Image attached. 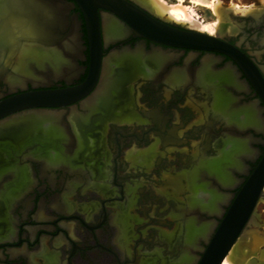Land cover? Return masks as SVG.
Instances as JSON below:
<instances>
[{
    "label": "flooded vegetation",
    "instance_id": "af4514ba",
    "mask_svg": "<svg viewBox=\"0 0 264 264\" xmlns=\"http://www.w3.org/2000/svg\"><path fill=\"white\" fill-rule=\"evenodd\" d=\"M58 2L70 24L76 25L73 16L79 22L80 53L74 55L76 46L63 48L67 65L46 80L26 79L10 88L0 79V100L21 92L74 87L86 79L89 48L82 14L73 0ZM37 3L54 5L50 0ZM140 8L177 31L186 29ZM259 12L258 18L253 12H229L240 21L238 29L214 35L225 43L223 50L205 51L141 37L119 17L99 10L102 62L91 92L64 109L22 110L0 119V264H142L136 252L139 243L150 250L145 260L155 250L167 260L194 250L190 256L196 264L264 157V88L256 78L264 83V12ZM105 19L114 21L121 33L106 39ZM135 51L138 63L113 60L114 54ZM153 53L164 58L155 61ZM108 59L110 68L103 73ZM205 62L209 70L202 84L195 74ZM222 71L230 72L235 85ZM113 78L118 87L108 89ZM99 85L109 90V98L94 96ZM210 89L225 97L228 117L217 115L222 102ZM92 96L94 107L87 110L83 102ZM247 106L255 110L259 128L243 123L245 115L237 110ZM40 112L59 119L32 123L28 116ZM72 114L79 117L77 122ZM242 141L250 152L237 156V167L226 165L234 143ZM199 159L207 167L197 166ZM223 167L229 179L221 183L213 171ZM191 171L195 176L189 183ZM139 178L154 188L145 191ZM263 196L264 182L238 237ZM146 203L155 204L151 214ZM136 211L146 220L129 213ZM132 221L137 232L146 225L150 239H133ZM188 221L193 224L190 235H198L190 248L184 238ZM165 225L170 229L161 230ZM118 227L124 230L121 236ZM202 228L203 236L198 234ZM122 241L131 257L122 253ZM258 254L264 258V246ZM256 260L251 257L247 264Z\"/></svg>",
    "mask_w": 264,
    "mask_h": 264
},
{
    "label": "bare ground",
    "instance_id": "6f19581e",
    "mask_svg": "<svg viewBox=\"0 0 264 264\" xmlns=\"http://www.w3.org/2000/svg\"><path fill=\"white\" fill-rule=\"evenodd\" d=\"M40 1L41 0H0V79L3 80L6 84H9L8 86L10 88L22 85L23 81L26 79L27 80L31 78L33 80L36 78L45 79L46 76L52 77L53 75H58V73L62 71L63 65L65 63H68L67 59L65 58L66 55L63 56L62 54L64 53L63 48L66 49L67 46L71 44L72 46H76V51L74 52V55L78 51L77 37L74 36L71 38V40L68 39V36H70V33L72 31L73 24H70L68 22L66 11L61 7L60 5L61 3H59L58 0H50V2L54 4L53 6H50L48 4H44L41 6L37 3ZM42 1L45 2L46 0H42ZM133 1H136L137 3H139V5L141 4V6L150 9V11L152 10L154 13H156L159 16L166 15L167 19L178 23L185 22L186 20L190 19L186 6L183 5L182 0L172 4H167L164 0H133ZM261 2H262L261 7H263L264 9V0H262ZM208 6L210 7L212 13L215 14L216 21L206 26L199 25L197 30L213 36L214 33H216L214 35H217V33H222L224 29H226V25L228 23L225 26L220 23V18H221L220 13L222 12V10H220L221 6L219 0H212V2L208 4ZM229 8L232 9V11L234 10V12L235 11L238 12L240 10V7L233 3L232 5L230 4ZM253 10L256 9L252 6H249L246 9H244V11L247 12L248 11L253 12ZM25 11H26V15H25ZM44 15L45 17L49 18V20L46 19L47 21L41 24V22H43L42 16ZM27 17L28 19H30L29 21ZM23 20H26L25 27L22 25ZM52 21H53V25L55 26L53 29H51V31L48 32V30L52 27L50 26L49 28L48 25H51ZM103 27H104V33L106 39L115 37L121 33L120 27L112 20L105 19L103 23ZM54 39L56 40L54 41ZM73 39L75 41L71 42ZM58 43H61V45L63 46L62 49L56 47ZM150 57L158 62L164 58L162 55L156 53L151 54ZM123 58L130 59L132 63H138L140 56H139V52L137 51L133 53L122 52L117 55L114 54L113 56L114 61ZM110 63L111 61L109 59L104 61L103 73L107 71V68L109 67ZM208 70H209L208 65H206L205 62V64L196 72L195 74L196 80L204 84L205 83L204 79L208 77ZM221 73H222L221 75H223L229 82H232V84L235 85L233 77L230 74V72L222 71ZM107 85H108V89H110L111 87H116L118 85V82L117 80L114 79L110 81ZM98 87L99 88L95 90L94 96L96 95L95 97L97 96L104 97L105 95V97L109 98L108 97L109 90H106L105 89L106 87L104 88L101 85H99ZM210 90H212L211 95L213 97H217V98L219 97V99H221L222 102L221 104L222 107H218V109L216 110L217 115L225 118L228 117V113L227 111L225 112V108L223 106L225 103V97H223L221 93H219L216 90L213 89ZM94 96L83 102V107H85L87 110L93 109L94 103L96 101ZM237 111L244 113L245 118L243 123L249 124L257 128L260 127L259 120L255 116L256 112L251 106L243 107ZM73 116H72L73 121L77 122L79 117L76 115ZM28 117L29 119L32 120L31 122L34 124L39 122H45L46 120L57 122V120L59 119L58 115L56 114H49L43 112L32 113ZM249 152L250 151L247 148V144L244 141L234 143L231 155L229 153L231 159L228 161L226 165L237 167L238 166V162L236 160L237 156L239 154H248ZM196 165L207 167V164L203 159H199L196 162ZM225 167L213 171L214 176L218 182L221 183L227 182L229 179L228 172ZM194 176H195V171L193 172L191 171L187 176V179L189 178L190 180H192ZM188 182L190 183L191 181ZM186 224H187L186 234L184 238L186 241L187 248L188 247L190 248L191 246H194L195 238L198 235L194 234L193 236H191L189 232L193 224L191 225L190 221H188V223ZM205 230L206 229L202 228L201 233L198 234L203 236ZM122 232H124V230L122 229L121 231L120 227H118V234L120 236L122 235ZM243 240L241 239L240 241L242 242ZM235 242L231 245V247L229 248L228 252L224 256L220 264L239 263L237 261L238 257L237 259L235 257L237 254V248L241 243L239 242L235 243ZM193 251L194 250H182L181 255L176 260L166 259L165 261H163L162 264H191L192 259L190 255H192Z\"/></svg>",
    "mask_w": 264,
    "mask_h": 264
},
{
    "label": "water",
    "instance_id": "95a60500",
    "mask_svg": "<svg viewBox=\"0 0 264 264\" xmlns=\"http://www.w3.org/2000/svg\"><path fill=\"white\" fill-rule=\"evenodd\" d=\"M73 1L82 14L86 28L89 48V71L86 79L74 87L21 92L6 97L0 100V119L22 110L47 111L59 108L64 109V107L72 105V103L77 102L91 92L96 85L102 62L99 10L111 13L122 19L132 28L135 34L169 46L205 51H220L223 50L222 46H226L224 42L204 32L189 29L177 31L143 11L140 8L142 6L133 0ZM261 11L264 12V9ZM260 13L253 12L252 16L258 18ZM46 19L49 20L45 15L42 16L43 22L41 24L47 21ZM72 20L77 25L75 35L77 37V48L80 53L82 42L80 40V32H78L79 22L76 20V16H73ZM50 26L52 27L50 28ZM54 26L52 21V24L48 25L50 28L48 32ZM232 50L235 52L234 49ZM228 53L234 56L233 53ZM256 78L258 83L264 88L261 78L258 75ZM263 182L264 157L249 176L217 230L208 240L207 246L202 250V255L196 260V264L221 263L252 212ZM193 260L191 264H195Z\"/></svg>",
    "mask_w": 264,
    "mask_h": 264
},
{
    "label": "rangeland",
    "instance_id": "374dc122",
    "mask_svg": "<svg viewBox=\"0 0 264 264\" xmlns=\"http://www.w3.org/2000/svg\"><path fill=\"white\" fill-rule=\"evenodd\" d=\"M167 4H172V3H177L179 2L180 0H164ZM220 1V10H222V12L220 13V23L222 25H226V29H224V31L222 33H217V35H222L223 33L225 32H231L232 28L234 30H237L238 27H239V23L240 21H237L235 22L229 15V12H232V13H238V14H247V13H250L252 11H244V9H246L247 7L249 6H252L254 7L256 10H253V12H256V11H261L263 10V7L262 6V0H219ZM136 2V1H135ZM197 2V3H195ZM212 2V0H201V1H198V0H182V3L184 6H186V9L188 11V14L190 16V19L189 20H186L185 22H175V21H172L171 22H174L175 24H178L179 26H182L186 29H189V30H196L198 31V27L199 25L202 26H206V25H209L211 23H213L214 21H216V16L215 14L212 13L210 7L208 6V4ZM137 3V2H136ZM233 4H236L237 6L240 7V10H243V11H238V12H234V10L232 11V9H230V4L232 5ZM139 4V3H137ZM141 6V4H140ZM143 7V6H142ZM145 8V7H144ZM222 8V9H221ZM229 8V9H228ZM148 9V8H146ZM225 9V11H224ZM150 11V9H148ZM228 10V11H227ZM56 11V10H55ZM152 13H154L152 10L150 11ZM243 12V13H242ZM155 15H157L156 13H154ZM34 16V15H33ZM159 16V15H157ZM226 16V18H225ZM161 17L162 19L166 20V15H161L159 16ZM224 17V18H223ZM28 19V17H27ZM26 19V20H27ZM26 20H23V26L25 27L26 25ZM30 19H28L29 21ZM169 20V19H167ZM75 25V23H74ZM231 25V26H229ZM77 25L73 26L72 27V31L70 33V36H68V39L71 40L72 37L76 36L75 35V30H76V27ZM78 32H81V30L78 29ZM200 32V31H199ZM216 34V33H214ZM213 34V36H214ZM81 33H80V38H81ZM75 40L73 39L71 42H74ZM69 44H70V41H69ZM69 47H72V45L70 44ZM73 49V48H72ZM71 49V51H72ZM75 52V51H74ZM65 66L67 65V63L64 64ZM70 65H71V62H70ZM74 114L71 115L70 118H73ZM73 116V117H72ZM55 136L59 137V133L56 132L55 133ZM150 174L149 176L151 177H154V178H157V175L154 173H148ZM140 181V183H139ZM139 185H142L145 187V191H150L154 188V185L153 183H147L145 182L144 180L141 181L140 178H139ZM188 181H191L189 178H188ZM144 183H146V185H143ZM149 184V185H148ZM150 189V190H149ZM135 197L137 198L138 197V192L135 191L134 193ZM146 206L149 208L148 209V214H151L152 213V207L155 206V204L151 205L150 203H146ZM138 208H141V205L139 206H136V209ZM131 215H137V218L138 220H146V218L144 216H142L141 212L139 211H136L135 213H132V212H129ZM130 226L132 228V238L133 239H136V238H145V239H150V236H149V231L145 226L143 227H140L139 228V232H137L134 228L135 226V223L132 221L130 223ZM161 230H166V229H170L169 226L165 225V226H161L160 228ZM250 232V233H248ZM243 233V235H242ZM242 233L239 235V237L237 238L236 242L238 243L241 239L244 241H240L239 243V246L237 248V254H236V259L238 257V262L240 264H247L248 263V260L251 258V257H254L256 258L257 262L256 264H263L264 263V258H262L258 253H259V249L264 246V196L262 197V199L257 203L255 209H254V214L248 224V226L244 229V231H242ZM246 233V234H244ZM247 235V236H245ZM243 238H242V237ZM246 239V240H245ZM247 241V242H246ZM235 242V243H236ZM122 244V253H124L126 250H124V245H125V242H121L120 245ZM241 246V247H240ZM259 247V248H258ZM145 245L144 244H141L139 243L138 245H136V252H137V255L140 256L138 258L139 261H141L142 259V264L146 263V262H155L156 264H162L163 261H165L168 257H165L163 258L161 256V251L160 250H155L154 251V254H152L151 258L148 259V260H145V258L148 257V251L150 250H145ZM245 250V251H244ZM126 255L130 256L131 257V250L129 251H126L125 252ZM241 253V254H240ZM240 254V255H239ZM245 254V255H244ZM157 257H161V261L157 262L156 258ZM239 257H243L242 259L239 258ZM241 259V260H239ZM243 260V261H242ZM247 261V262H246ZM238 263V264H239Z\"/></svg>",
    "mask_w": 264,
    "mask_h": 264
}]
</instances>
